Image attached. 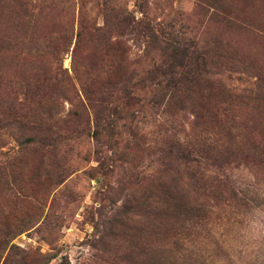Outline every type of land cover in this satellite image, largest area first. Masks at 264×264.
Returning a JSON list of instances; mask_svg holds the SVG:
<instances>
[{"label":"rangeland","instance_id":"obj_1","mask_svg":"<svg viewBox=\"0 0 264 264\" xmlns=\"http://www.w3.org/2000/svg\"><path fill=\"white\" fill-rule=\"evenodd\" d=\"M108 1L0 0V76L26 61L13 44L45 37L74 77L80 8L103 25L121 5L145 84L141 105L98 84L96 110L82 90L1 82L0 264H264V0ZM179 70L193 83L164 89Z\"/></svg>","mask_w":264,"mask_h":264},{"label":"trees","instance_id":"obj_2","mask_svg":"<svg viewBox=\"0 0 264 264\" xmlns=\"http://www.w3.org/2000/svg\"><path fill=\"white\" fill-rule=\"evenodd\" d=\"M109 1L104 0V6H108ZM120 5V4H119ZM80 17H79V26L77 31V40L73 50V72L74 77L69 73V70L63 67V64L60 63L62 60L61 52L68 50L64 48L61 44L55 43L54 41H45L43 37L42 41H30L29 43L21 47V51L18 46H13L10 49H15L18 52L15 55V58L24 56L26 61L20 70H16L15 66H10L2 72L0 76V84L4 80L7 82V86L10 89H18L23 92L24 95H29L31 92L40 93L50 90V88H65L73 92L82 90V92L88 96L94 109L100 110L105 103V100L102 98H89L91 94L93 95L96 91H93V88L97 87L98 84L103 85V91L110 87L113 88V91L108 90L109 93H113L115 90L121 92V96H118V99H122L126 105H141L142 104V95L145 88L144 79H141L137 76L134 71V61L132 58V45L130 44V38L122 39V36L133 35L135 32L134 27H132V18L127 10L120 5L119 11L117 13L111 14L107 8L104 12V24L100 25L99 23L89 24L84 20V13L82 8H80ZM129 28L130 31L126 32L123 28ZM21 46V45H20ZM9 50V49H8ZM11 51V50H9ZM93 51V56L90 55V58L93 59V62L88 67L81 60V54L85 52ZM6 52L4 45L1 44L0 40V56L2 53ZM52 56V65L50 66L51 70L48 69L47 72L43 69V66L40 65V61L44 62V59ZM39 62V63H38ZM37 63V66H34L28 70L29 64ZM204 58L201 70L204 67ZM178 64H171V67L177 66ZM186 65L180 64L179 67L186 68ZM49 71L53 72L52 79H58L61 77V80L71 81L67 85L61 84L60 82L53 83L50 85L49 82L51 76L48 78ZM185 71L181 72L175 71L173 74L168 73L163 82L165 83L166 88H178L181 84L187 82L192 84L193 80L189 78L188 75H185ZM77 80V83H72V80ZM163 82H159V85H162ZM156 83V80H155ZM3 85V84H2ZM155 89V88H154ZM157 90V89H156ZM155 90V92H156ZM175 95V94H174ZM173 98V97H172ZM112 103V102H111ZM25 105L24 102H17L16 105H11L9 108L10 116L14 119L19 118L18 106ZM198 118H203L204 115H197ZM34 117L33 123H37L36 116ZM35 130V127H32ZM174 186L171 194L172 207L179 210L182 206V199H179L173 192Z\"/></svg>","mask_w":264,"mask_h":264}]
</instances>
